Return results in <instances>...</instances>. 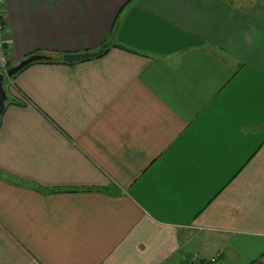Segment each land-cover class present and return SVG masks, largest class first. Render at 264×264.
<instances>
[{
    "label": "crops",
    "instance_id": "0c3cea01",
    "mask_svg": "<svg viewBox=\"0 0 264 264\" xmlns=\"http://www.w3.org/2000/svg\"><path fill=\"white\" fill-rule=\"evenodd\" d=\"M3 9L0 264H264V0Z\"/></svg>",
    "mask_w": 264,
    "mask_h": 264
},
{
    "label": "water",
    "instance_id": "95a60500",
    "mask_svg": "<svg viewBox=\"0 0 264 264\" xmlns=\"http://www.w3.org/2000/svg\"><path fill=\"white\" fill-rule=\"evenodd\" d=\"M103 52L104 50H101L96 53L65 55L63 57V62L65 64L72 65L77 62H83V61H87L90 59L100 57L103 54ZM50 60H53V58L47 57V56H40V55L32 56L24 60L23 62H21L18 66L11 68L7 75L0 74V123H1V116L3 115L5 111L6 103L8 101V97L4 89V84H5L6 79H10L13 76L17 75L21 70H23L25 67H27L30 64H33L35 62L50 61Z\"/></svg>",
    "mask_w": 264,
    "mask_h": 264
},
{
    "label": "built area",
    "instance_id": "2783aa9c",
    "mask_svg": "<svg viewBox=\"0 0 264 264\" xmlns=\"http://www.w3.org/2000/svg\"><path fill=\"white\" fill-rule=\"evenodd\" d=\"M4 0H0V74L7 75L9 72V50L6 46V26L3 20L4 16ZM222 255L220 252L215 258L207 262L202 263L197 255L191 258V264H210L216 262V259Z\"/></svg>",
    "mask_w": 264,
    "mask_h": 264
},
{
    "label": "trees",
    "instance_id": "16d2710c",
    "mask_svg": "<svg viewBox=\"0 0 264 264\" xmlns=\"http://www.w3.org/2000/svg\"><path fill=\"white\" fill-rule=\"evenodd\" d=\"M103 50H104V52H103V54H102L101 56H103V55H105L106 53H108V51H109L108 46H105ZM101 56H100V57H101ZM36 63H43V62H35V63H33V64H36ZM44 63L54 64V63H57V61H55V60H50V61H44ZM33 64H30V65H28L27 67H29V66H31V65H33ZM64 64H65V63H64ZM27 67H25L24 69H26ZM24 69H23V70H24ZM23 70H21V71H23ZM21 71H20V72H21ZM20 72H19V73H20ZM19 73H18V74H19ZM18 74H17V75H18ZM17 75L13 76V77L10 78V79H11V80L15 79Z\"/></svg>",
    "mask_w": 264,
    "mask_h": 264
}]
</instances>
